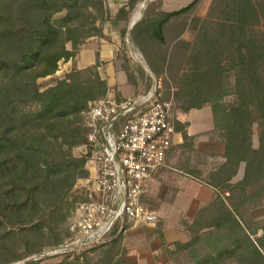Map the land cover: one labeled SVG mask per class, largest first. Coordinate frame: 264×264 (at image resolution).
Returning <instances> with one entry per match:
<instances>
[{
	"label": "trees",
	"instance_id": "1",
	"mask_svg": "<svg viewBox=\"0 0 264 264\" xmlns=\"http://www.w3.org/2000/svg\"><path fill=\"white\" fill-rule=\"evenodd\" d=\"M141 1L127 0L115 15L107 8L105 19L99 20L90 12H103V0H0V230L20 227L38 233L46 216L56 224L60 213L75 208L67 197L89 172L87 158H74L72 150L87 142L83 114L91 103L107 98L110 87L101 77L98 53L96 65L74 67L44 91L38 80L56 74L59 63L75 58L89 38L103 37L107 22L128 24ZM201 1L162 11L155 18L146 13L135 24L134 40L142 36L165 43L166 25ZM64 11V17L55 18ZM196 24L199 35L180 109L188 113L211 106L224 162L206 181L186 172L215 191L212 202L191 224H184L190 240L168 243L162 229L158 235L175 264H264V225L251 226L243 217L244 210L264 200V0H214L208 17L196 18ZM126 33L124 28V44ZM122 52L128 80L137 90L130 59ZM86 74L90 76L85 78ZM231 96L235 102L227 104ZM114 99L121 100L117 95ZM28 105L37 110L24 111ZM255 124L261 129L258 148L253 141ZM175 127L185 143L194 140L188 124L176 122ZM242 165L244 176L234 183ZM21 259L17 256L11 262ZM53 264L74 263L65 257Z\"/></svg>",
	"mask_w": 264,
	"mask_h": 264
},
{
	"label": "rangeland",
	"instance_id": "2",
	"mask_svg": "<svg viewBox=\"0 0 264 264\" xmlns=\"http://www.w3.org/2000/svg\"><path fill=\"white\" fill-rule=\"evenodd\" d=\"M103 1V12L98 11L97 9H91L90 13L92 15V18L99 20L101 18L105 19L107 15V8H109L113 13L115 12L117 7H110L109 3H112L110 0ZM192 1L194 0L178 1L173 8H183L190 4ZM213 2L214 0H202L197 8H195L192 12L185 16L174 18L170 23H168L164 30L165 43H161L155 38H142V36L136 38L135 41V26H132L130 22L128 23V25H126V31H128L129 28V32H127L128 34L126 33L125 36L128 44L127 48H124V50H129L133 53H136L137 55H135V59H130V67L132 68V72L139 85L138 89L135 90V94L148 90L153 84V78H162L164 83V99L172 102L171 113L175 125L176 122L186 123V121H183L184 119L181 117V114L184 112L181 111L180 107H182L183 102L186 100V94L188 92L187 89L189 86L188 69L190 68L192 59L190 55L194 49V44L197 41L199 35V32L196 29V18H207ZM162 4L163 0L141 1L136 5L131 15L135 17V15L139 13L141 14V17L136 22V24L143 21L146 13L149 17L155 18L157 17V15H159V13L164 11ZM65 15L66 11L55 15V18H62ZM89 28L88 30H90ZM182 42H186L187 44H184ZM137 43L141 46H138ZM67 47L70 50L72 49V45L70 43L67 44ZM62 63L63 61L59 63V69L56 74L38 80V83L41 85L42 91L48 89L49 87L55 86L56 82L60 80V77H66L70 73L69 72L65 75L62 74V70L60 68V66L63 65ZM89 76V74H86L84 77L88 78ZM101 77L104 79V75L101 74ZM230 80L233 83L234 77L232 76ZM233 102H235V98L232 96L226 99L227 104H231ZM23 110L26 112H33L37 110V107L28 105L23 107ZM211 115V106H205L203 109H201V111L193 112V118H197V121L195 122L196 124H194L193 128L194 131L206 130L207 128H211L212 124L213 127L209 131H204L202 133L200 132L193 136L194 140L191 143H185L182 137V142L180 143V145L172 149L167 158V167H169V169H171L170 171H172V173H174L175 175H184V173L189 172L193 176L206 181L208 180L209 176L212 173L216 172L219 169L220 165L223 164L224 160L221 158V155L224 153V145L221 142L219 131L214 129L213 115ZM187 132H189V130ZM260 133V125L255 124L253 136L255 148L259 147ZM82 146L73 148L72 156L74 158L80 159L84 157V149L82 148ZM83 180L85 179H78L71 192L69 193L67 200L70 204H77L79 202L81 198V188L84 184ZM168 183L169 188H166L167 186L164 187L161 193H165L164 201L169 202L171 199H173L176 188L175 182ZM164 189H166V191ZM193 189L194 186L190 188V190ZM222 193L225 194V192ZM225 196H227V193L225 194ZM148 205H150L152 210L154 211H157L158 208V212L161 216L165 215L166 209L170 211V214H168L170 219H173L177 215L176 208L166 206L165 203L156 207L157 202L151 198L148 200ZM74 209L64 210L62 213H60V215H58V221L56 222V224H51L50 217L46 216L42 225V231L38 233H35L34 231L32 233L31 231H29L31 232V234H29L28 232H25V229H22L23 231H21L20 227H16L13 229L11 227H8L6 230L1 229L0 264H27L29 262L39 263L40 261L41 264H53L60 263L65 260V258L60 256L48 257L39 259L37 261L34 260V258H40L41 254L45 250L57 247L69 238V223ZM243 217L247 223L251 224V226H256L254 224L263 226L264 200L260 204H258L257 207H252L250 209L244 210ZM141 227V230L144 232V234H146L147 229L150 228L149 226ZM153 227L159 228V230L154 234L157 235V239H160L158 233L160 232V229H162L161 218ZM126 235H118L114 237L113 240L106 246L91 253H85L80 259L75 258L69 261L73 262L74 264H136L134 255H131V257L127 259L128 263L126 262V257L130 256L125 242H123ZM261 235L262 232L260 231L258 236ZM120 236H122L121 241H119ZM127 243L128 246H130L131 250H136L140 249V245L144 244L145 242ZM151 243L156 244L157 247L160 246L159 254H161V256H168L166 251L167 248L163 247L162 242ZM145 245L148 246L150 244L149 242H147L145 243ZM30 250L32 251V253L27 254ZM17 256H22V259L18 262H11ZM184 260L185 258L183 257L179 258V262L181 263H183ZM149 264L152 263L150 262Z\"/></svg>",
	"mask_w": 264,
	"mask_h": 264
},
{
	"label": "built area",
	"instance_id": "3",
	"mask_svg": "<svg viewBox=\"0 0 264 264\" xmlns=\"http://www.w3.org/2000/svg\"><path fill=\"white\" fill-rule=\"evenodd\" d=\"M162 78L143 92L117 101L91 103L83 114L87 142L82 146L89 177L69 223V238L40 258L73 260L106 246L118 235L159 221L147 198L180 132L172 102L164 99Z\"/></svg>",
	"mask_w": 264,
	"mask_h": 264
},
{
	"label": "crops",
	"instance_id": "4",
	"mask_svg": "<svg viewBox=\"0 0 264 264\" xmlns=\"http://www.w3.org/2000/svg\"><path fill=\"white\" fill-rule=\"evenodd\" d=\"M112 3H109V6L117 7L113 15L117 14L120 8L126 5L127 0H110ZM181 0H163V10L165 12H173L180 10L174 9V5ZM136 16V15H135ZM134 18V19H133ZM139 20V19H138ZM138 20H135V17L131 15L130 23L133 26V23H136ZM127 23L123 21H111L105 24L103 29V37H91L89 38L85 44L80 48V51L76 55L75 58L70 61L64 62L63 65L60 66L61 72L63 75L68 74L72 71L74 67L79 70L86 69L88 67H92L96 65L97 57L96 53L99 54L100 61L102 63L99 71L102 75H104V79L108 81L110 87L109 97L115 98L116 95L119 99L123 100L127 97L133 96L135 94V87L130 84L128 80L127 73L125 71V64L122 58L124 48H127L128 41L125 38V44L122 41L121 31L126 28ZM135 26V25H134ZM129 32V28L128 31ZM128 34V33H127ZM69 49V48H68ZM129 59H135L136 53L131 51H126ZM137 56V55H136ZM60 72V75H61ZM59 73V72H58ZM60 77V76H59ZM65 77H60L59 79H64ZM194 111L201 110H192L188 113H182L181 117L188 124L187 131L190 136H195L198 133H202L204 131H209L212 129L207 128L202 131H194V124L197 121V118H193L192 114ZM212 116V115H211ZM185 123V122H184ZM213 123V122H212ZM177 143L173 147H177L182 142V134L177 136ZM172 148V149H173ZM169 167L166 166L160 171L157 176L156 181L153 183L151 193L147 198L148 200L151 198L157 202V206L165 203L166 206H170L171 208H176L177 215L173 219L169 218L170 214L169 210H165V215L161 216L158 212V216L161 218L162 222V232L166 242H188L190 240L189 233L185 230L184 224H191L196 214L200 211V209L204 208L208 204L212 202L215 196V191L211 187L201 183L200 181L193 179L187 173L184 175H175L170 171ZM244 176V165H242L238 176L234 179V183L242 180ZM168 182H175L176 192L169 202L164 201L165 193L162 192L164 187L169 188ZM194 186L193 190L190 188ZM166 191V189H164ZM161 194V195H160ZM160 199V200H159ZM160 201V202H159ZM159 202V203H158ZM150 206V205H149ZM151 208V206H150ZM179 208V210H178ZM152 209V208H151ZM167 216V217H166ZM171 217V216H170ZM159 218V219H160ZM147 229V233L141 230V226L136 227L130 230L124 238L125 245L129 252V257L134 255V260L136 264H175L170 260L167 255L159 254L160 250L156 244H152L151 242H162L161 239H157L156 231L158 228H154L153 226H149ZM143 232V233H142ZM127 242H149L150 245L141 244L140 249L131 250L130 246H128ZM145 245V246H144ZM160 245V244H159ZM128 263V262H127Z\"/></svg>",
	"mask_w": 264,
	"mask_h": 264
},
{
	"label": "bare ground",
	"instance_id": "5",
	"mask_svg": "<svg viewBox=\"0 0 264 264\" xmlns=\"http://www.w3.org/2000/svg\"><path fill=\"white\" fill-rule=\"evenodd\" d=\"M140 17H141V14L139 13V14H137V15L135 16V20L140 19Z\"/></svg>",
	"mask_w": 264,
	"mask_h": 264
},
{
	"label": "water",
	"instance_id": "6",
	"mask_svg": "<svg viewBox=\"0 0 264 264\" xmlns=\"http://www.w3.org/2000/svg\"><path fill=\"white\" fill-rule=\"evenodd\" d=\"M136 23H133V25H135Z\"/></svg>",
	"mask_w": 264,
	"mask_h": 264
}]
</instances>
